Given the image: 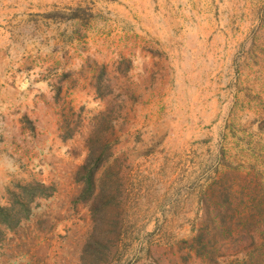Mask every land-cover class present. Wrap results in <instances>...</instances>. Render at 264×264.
Masks as SVG:
<instances>
[{
  "label": "rangeland",
  "instance_id": "1",
  "mask_svg": "<svg viewBox=\"0 0 264 264\" xmlns=\"http://www.w3.org/2000/svg\"><path fill=\"white\" fill-rule=\"evenodd\" d=\"M0 264H264V0H0Z\"/></svg>",
  "mask_w": 264,
  "mask_h": 264
}]
</instances>
